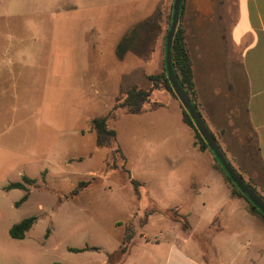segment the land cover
<instances>
[{
  "label": "rangeland",
  "instance_id": "obj_1",
  "mask_svg": "<svg viewBox=\"0 0 264 264\" xmlns=\"http://www.w3.org/2000/svg\"><path fill=\"white\" fill-rule=\"evenodd\" d=\"M172 3L0 0V14L11 15L0 19V31L26 33L22 48L27 59L25 68L9 66L7 59L1 63L8 90L18 87L24 93L20 100L0 102V146L15 152L0 153V264H164L165 242L133 245L123 261L110 263L108 255L119 250L128 226L138 234L144 212L153 203L162 209L181 206V213L194 220L188 217L195 202L191 190L193 185L203 188L208 157L193 149L194 137L182 125L184 108L178 99L180 106L172 100L175 94L155 88L149 79L164 70L163 43ZM149 19L151 24L140 31L132 50L119 60L118 42ZM198 63L197 74L205 67L216 72L221 67L218 57ZM233 71L242 90L240 75ZM131 85L153 89L140 114L116 102ZM106 116L117 140L111 148H99L96 132L89 129L93 119ZM118 149L126 160L115 154ZM67 167L70 175L61 177ZM39 175L29 187V199L17 206L26 192L6 188L22 183L24 176L35 180ZM93 180L78 197L65 198L80 182ZM131 180L143 185L140 199ZM32 217L36 222L25 239H13L12 227ZM158 219L164 218L154 216L153 223ZM167 223L162 225L165 236L170 237L171 226L180 233L179 222ZM159 228L161 224L150 226L149 234L155 236ZM248 248V263L264 264L258 239Z\"/></svg>",
  "mask_w": 264,
  "mask_h": 264
},
{
  "label": "crops",
  "instance_id": "obj_2",
  "mask_svg": "<svg viewBox=\"0 0 264 264\" xmlns=\"http://www.w3.org/2000/svg\"><path fill=\"white\" fill-rule=\"evenodd\" d=\"M10 16L0 14V19ZM179 24L185 30L186 45L193 61L196 106L234 170L246 182H252L264 197V0H184ZM25 34L0 31V102L11 97L20 100L24 93L18 87L8 90L9 81L3 77L1 63L7 59L9 66L26 67L22 48ZM215 57L221 61L217 72L205 67V72L197 74L199 60L209 62ZM234 69L243 82L242 90L238 89ZM19 82L20 79L16 81L17 86ZM174 98L172 96L180 106ZM183 118L182 111V125L194 137L193 149L208 157L209 166L203 188L196 189L193 185L191 190L195 202L188 217L194 220L191 222L181 213V206H176L189 227L184 228L178 221L180 233L168 227L171 232L168 238L163 234V223L178 222L159 213L152 214L148 223L139 228L133 245L154 243L159 246L165 242L168 249L164 264H236V260L251 264L247 261L248 247L255 239L264 247V224L250 213L248 202L236 195L217 169L213 154L199 149L194 130ZM89 130L93 131L91 125ZM8 151L14 152L0 146V153L10 154ZM66 170L61 177L70 175L69 167ZM41 175L35 180L29 176L23 179L35 184ZM46 175L49 176V172ZM211 181L216 189H211ZM159 215L164 219L155 222L159 227L161 224V228L152 236L148 228L157 226L153 219Z\"/></svg>",
  "mask_w": 264,
  "mask_h": 264
},
{
  "label": "trees",
  "instance_id": "obj_3",
  "mask_svg": "<svg viewBox=\"0 0 264 264\" xmlns=\"http://www.w3.org/2000/svg\"><path fill=\"white\" fill-rule=\"evenodd\" d=\"M171 17H172V11H171L170 19H169L170 21H171ZM150 20L151 19L136 24L129 32L126 33L123 39L120 42H118L119 44L116 47V55L119 60H122L125 57V55L129 51L132 50V46L135 43L140 31L144 30V28H147L151 24ZM185 34L186 33L184 29L179 24L177 32L174 37V41H173V49H172L173 65H174L173 69H175V72L178 75V78L182 86L188 92L187 94L190 95L195 105H197V90H196V85L194 81L193 63H192L190 52L186 45L187 42H186ZM149 79L153 82L155 88H165L166 90L170 91L174 95L171 85L166 76L165 69L163 70L161 74L152 75L149 77ZM152 90L153 89L146 90V89L140 88L138 85H133V86L131 85L127 88H124L121 91L120 95L116 98L117 105L119 108L126 109L130 113L140 114L143 112L145 105L148 102L152 94ZM174 97L176 98L175 95ZM183 112H184L183 119H185V124L188 125L190 128H192L196 134L197 145H199V149L201 151H210V149L208 148V145L205 144V141L203 140V138L197 131L188 113L184 109H183ZM108 122H109V119L107 118V116L95 118L91 121L92 129L96 132V135H97V146L99 148H111L113 144L115 143V141L117 140V132L109 128ZM115 154H119L120 157L124 160L125 156L121 149H118L117 153ZM115 154H111L110 158H114ZM214 161L217 166V169L221 171V173L225 176L226 180L233 186L236 195L239 196L240 198L245 199L248 202L249 207H250L249 208L250 213L257 216L260 220H263L264 222V215L255 206H253L250 203V201L238 190V188L232 183L230 178L227 176V174L223 170L222 166L218 163V161L215 158H214ZM111 170H118V169L111 168ZM124 171L121 170V173H118L121 176L123 183L126 182L125 177H123V174L125 173ZM239 175L243 177L240 173ZM127 180L129 179L127 178ZM131 183L135 189L134 192L140 199L141 193L139 191H140V187L143 186L142 183L137 180H131ZM247 183L255 191H257V189L255 188L252 182L249 181ZM93 184H94V180L93 181H82L77 185L75 189H73L71 192L65 195V198H69V197L76 198L79 195H81L85 190L93 186ZM32 185H34V182L32 180L24 178L22 183L20 182L12 183L6 189L7 190H22L26 192L23 198L16 204L18 206L19 204H22L29 199V195H30L29 187H31ZM258 195H260V193ZM155 213L162 214L163 216L173 221H177V222L179 221L180 223L183 224L184 228L186 229L189 227V224L186 218H184V216L180 214L179 208L161 209L155 204H153L151 208H147L145 210L144 217L143 219H141L140 225L142 227L145 226L148 223L149 217L152 214L155 215ZM35 222H36V218L32 217V218L23 220L21 223L17 225H14L12 229L10 230V236L13 239H17V240L25 239L26 234L32 229ZM135 237H136L135 228L133 226H128L125 230L123 240H121L122 244L119 250L116 253L108 255L109 262L112 260H118V261L125 260L127 256L129 255L130 248L133 246V241ZM72 251L77 252V253L81 252V250H77V249L76 250L73 249ZM55 264H60V263H55Z\"/></svg>",
  "mask_w": 264,
  "mask_h": 264
},
{
  "label": "water",
  "instance_id": "obj_4",
  "mask_svg": "<svg viewBox=\"0 0 264 264\" xmlns=\"http://www.w3.org/2000/svg\"><path fill=\"white\" fill-rule=\"evenodd\" d=\"M184 0H174L172 7V17L170 21V26L167 31L164 44V69L166 76L171 85V88L176 95L177 99L180 101L184 110L190 116V119L193 121L197 131L205 141V144L208 145V148L212 152L214 158L222 166L223 170L230 178L232 183L238 188V190L250 201V203L255 206L263 215H264V198L257 191H255L244 179L239 175V173L234 170L235 168L229 162L221 147L219 146L214 135L208 128L206 122L204 121L201 113L199 112L194 101L190 97L188 92L182 86L178 75L175 72L173 65V41L175 34L177 32L182 7Z\"/></svg>",
  "mask_w": 264,
  "mask_h": 264
}]
</instances>
